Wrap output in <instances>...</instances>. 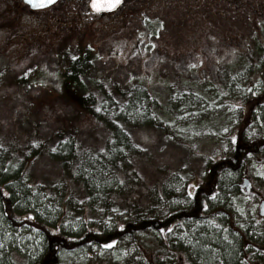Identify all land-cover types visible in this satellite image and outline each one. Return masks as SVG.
Returning a JSON list of instances; mask_svg holds the SVG:
<instances>
[{
  "label": "rangeland",
  "instance_id": "obj_1",
  "mask_svg": "<svg viewBox=\"0 0 264 264\" xmlns=\"http://www.w3.org/2000/svg\"><path fill=\"white\" fill-rule=\"evenodd\" d=\"M67 1L44 12L20 5L16 23L0 12L3 148L7 150L14 137L26 143L34 132L49 141L46 151L31 159L24 179L38 186L42 204L33 210L53 223L62 215V197L72 198L59 223L68 233L82 234L90 227L123 226L139 212L166 216L173 208L187 206L188 193L194 192L208 169L233 151L249 100L264 97V66L258 70V64L248 59L256 43L263 41L259 47H264V0H147L146 7L113 18L65 16ZM77 47L93 49V73L111 87L144 83L157 115L154 123L148 118L142 123L143 117L133 125L120 122L137 151L114 170L97 164L89 176L102 196L89 201L76 169L67 171L51 156L54 133L69 125L87 151H102L109 136L60 76L63 53ZM263 105L259 110L264 111ZM263 111L249 138L264 134ZM259 173H264V151L249 160L244 173H227L237 182L244 175L251 177L254 193H229L232 187L227 188L229 206L223 202L225 196L216 197L204 220L171 231L139 233L111 248L94 245L65 251L58 264H149L150 259L172 264L180 246L190 244V235L205 226L221 232L223 240L239 249L246 234L263 243L264 216L259 209L264 175ZM1 234L0 264H24L43 252L40 232L26 229L15 234L3 228ZM151 253L155 256L146 257Z\"/></svg>",
  "mask_w": 264,
  "mask_h": 264
},
{
  "label": "trees",
  "instance_id": "obj_2",
  "mask_svg": "<svg viewBox=\"0 0 264 264\" xmlns=\"http://www.w3.org/2000/svg\"><path fill=\"white\" fill-rule=\"evenodd\" d=\"M261 43H256L252 51L253 55L248 58L254 66L258 64V70L264 66V55H260L264 49L262 46L259 47ZM94 54L91 47H77L73 51L64 52L60 76L63 82L79 95L84 111L101 122L109 131L105 148L99 152L81 148L78 144L77 131L73 125H69L54 133L52 138L55 151H51L52 158L61 161L67 171L73 167L76 169V177L86 193V201L102 196L101 190L96 188L92 177L89 176L97 164L114 170L128 155L137 151L134 142L120 122L125 121L133 125L134 120L143 117L142 123L146 118L154 123L157 117L153 115L154 98L151 97L148 87L140 81L128 87L127 85L111 87L104 83V80L97 78L93 73L96 60ZM251 100L247 104L242 126L236 132L237 139L233 144V151L208 169L205 180L198 185L194 195L190 196V204L173 208L166 216H152L139 212L132 214L123 226L112 230L90 227L82 234L68 233L60 224L68 205L74 201L72 198L62 197L59 201V212H62V215L58 216L59 220H53V223H48L38 210H33L34 205L39 208L42 204L39 202V195H36L38 186L25 182L24 179L31 159L43 154L49 141L34 132L24 144L17 137L10 138L6 150L3 148L6 143L5 136L0 132V226L2 227L0 236L3 228L4 231L7 229L15 234L26 229L40 232L44 246L42 254L27 263L24 260L23 263L58 264L62 252L65 251L113 244L114 241L128 237L135 239L137 234L150 230L166 232L170 228L190 221L204 220L210 214L214 196H225L223 202L229 206L230 198L226 189L232 187L229 193L242 192L240 189L242 181L237 182L228 178L227 173L242 171L244 173L249 160L264 151V134L248 137L249 130L257 122L259 112L263 111L259 110V107L263 105L264 97ZM86 168L89 169L85 173ZM62 195L60 194L58 198ZM225 214L229 215L227 212ZM52 217L56 219L57 215ZM190 236L191 243L180 247L195 254V264H246L241 257V248L239 249L235 243L223 240L222 233L215 228L201 227ZM165 243L169 246V243Z\"/></svg>",
  "mask_w": 264,
  "mask_h": 264
},
{
  "label": "flooded vegetation",
  "instance_id": "obj_3",
  "mask_svg": "<svg viewBox=\"0 0 264 264\" xmlns=\"http://www.w3.org/2000/svg\"><path fill=\"white\" fill-rule=\"evenodd\" d=\"M63 1L65 0H58L54 5L46 8L44 10H33L31 7L25 3L24 0H2V4L0 5V12L1 15H7L10 21H15L18 17L19 7L22 5V8L26 9L27 11L32 12H44L48 10H52L58 7ZM92 0H68L66 6V15L70 17H82V16H96L99 18H113V17H120L132 11L136 8H144L147 5V0H123L122 4L118 6L116 9L112 11L103 10L100 12L94 11L91 7ZM248 176H243V180ZM242 180V181H243ZM255 188V187H254ZM240 189L242 193L251 194L252 192H247L242 187V182L240 183ZM262 199L261 201H263ZM244 241L241 246V257L245 260L246 264H264L262 260H264V242L260 243L256 241L255 237H243ZM147 251H145V254ZM150 255H146V257H151ZM155 255L153 254L152 257ZM159 260H163L164 256L156 255ZM177 261L173 262L172 264H195L196 256L194 253H190L183 248L178 251L177 253ZM149 264H159L154 260H149ZM168 264V263H167Z\"/></svg>",
  "mask_w": 264,
  "mask_h": 264
},
{
  "label": "snow or ice",
  "instance_id": "obj_4",
  "mask_svg": "<svg viewBox=\"0 0 264 264\" xmlns=\"http://www.w3.org/2000/svg\"><path fill=\"white\" fill-rule=\"evenodd\" d=\"M26 2L31 5V7L33 8H45L47 6L50 5H54L57 0H26ZM123 0H105V2L103 4H99L97 3V0H92V7L97 11H103V10H114L115 8H117L118 6H120L122 4ZM225 131H227L225 129ZM235 141V138H233V142ZM53 151H55V149H53ZM259 175H264V173H259ZM193 187H195V185H193ZM5 195H7V193H5ZM189 196H193L194 193L193 192H189L188 193ZM216 197L214 196L213 199H215ZM205 207H207V205H205ZM217 227H219V225H217ZM169 231H171V229H169ZM115 243V241L113 242V244ZM113 244H108L105 245V247L111 248L113 247Z\"/></svg>",
  "mask_w": 264,
  "mask_h": 264
},
{
  "label": "water",
  "instance_id": "obj_5",
  "mask_svg": "<svg viewBox=\"0 0 264 264\" xmlns=\"http://www.w3.org/2000/svg\"><path fill=\"white\" fill-rule=\"evenodd\" d=\"M24 1H25L26 4H28V3L26 2V0H24ZM57 1H58V0H57ZM104 2H105V0H97V3H99V4H103ZM28 5H29V4H28ZM29 6L31 7V5H29ZM50 6H52V5H50ZM50 6H47V7H45V8H33V7H31V9H33V10H44V9H46V8H49ZM91 7H92V3H91ZM92 9H93L94 11H96L93 7H92ZM115 9H116V8H115ZM107 11H112V10H107ZM243 187L246 188L248 191H250V190L252 189L251 182H250L249 179H246V180L244 181ZM260 214H261V215H264V202L261 204V211H260Z\"/></svg>",
  "mask_w": 264,
  "mask_h": 264
},
{
  "label": "bare ground",
  "instance_id": "obj_6",
  "mask_svg": "<svg viewBox=\"0 0 264 264\" xmlns=\"http://www.w3.org/2000/svg\"><path fill=\"white\" fill-rule=\"evenodd\" d=\"M205 176H206V174H205ZM205 176H204V178H203V181L205 180ZM235 230V229H234Z\"/></svg>",
  "mask_w": 264,
  "mask_h": 264
}]
</instances>
